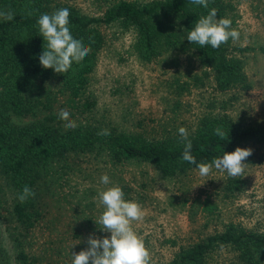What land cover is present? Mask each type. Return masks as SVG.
I'll return each mask as SVG.
<instances>
[{"label": "rangeland", "instance_id": "obj_1", "mask_svg": "<svg viewBox=\"0 0 264 264\" xmlns=\"http://www.w3.org/2000/svg\"><path fill=\"white\" fill-rule=\"evenodd\" d=\"M59 1L88 16H101L108 7L106 0ZM230 11L227 19L240 36L230 39L229 53L244 60L251 82L247 90L217 91L214 73L200 64L194 51L165 48L153 60L141 58L134 46L137 31L115 23L102 26L105 43L86 88L95 102L91 110L73 115L66 96L52 86L53 112L37 109L13 118L27 124L67 109L76 125L89 122L102 130L139 133L148 139L178 137L180 127L192 133L207 115L227 114L243 125L264 124V0H231ZM240 148H251L253 154L244 161L245 176L236 178L214 167L208 176L195 167L167 177L150 162L114 163L102 147L54 158L40 166L35 197L39 217L30 230L13 213L16 192L0 168V264H20L19 243L37 264H71V254L86 250L90 236L110 237L95 222L104 209L94 197L114 185L126 200L142 206L143 219L132 222V227L149 250L152 264L167 263L233 222L262 232L264 143ZM104 174L110 180L107 185L101 183ZM235 261V252L221 247L208 264Z\"/></svg>", "mask_w": 264, "mask_h": 264}, {"label": "trees", "instance_id": "obj_2", "mask_svg": "<svg viewBox=\"0 0 264 264\" xmlns=\"http://www.w3.org/2000/svg\"><path fill=\"white\" fill-rule=\"evenodd\" d=\"M106 1L108 7L101 16H88L77 6L59 0H0V12L14 14L11 21L0 17V168L10 177L16 192L13 213L26 230L34 227L39 217L35 197L40 166L70 152L102 147L114 163L150 162L167 177L195 168L182 159L185 142L180 136L148 139L144 134L116 130L102 135V129L89 122L66 128L54 113L27 124H19L13 118L37 113V109L53 112L52 86H58L59 92L66 96L67 108L73 115L93 108L95 102L86 95V88L105 43L103 25L119 23L126 29H135V49L146 60L161 55L165 48L194 51L200 64L214 73L217 91L251 87L243 58L229 53L230 39L216 49L210 45L200 48L187 40L196 21L211 9L217 10V19L228 18L232 13L231 0H208L207 8L190 0ZM62 8L70 11L73 37L82 39L90 52L79 63L73 62L67 73L57 74L39 63L46 41L40 36L37 20L41 14H52ZM217 129L225 133L223 139L216 134ZM189 139L193 144L191 154L197 162L211 163L224 152H233L246 143L263 144L264 124L243 125L227 114L207 115L189 133ZM24 186L32 189L35 197L21 203L18 196ZM221 247L235 252L234 264H264V231L246 229L234 222L221 233L182 249L165 264H208L211 254ZM17 258L20 264H37L20 243Z\"/></svg>", "mask_w": 264, "mask_h": 264}, {"label": "clouds", "instance_id": "obj_3", "mask_svg": "<svg viewBox=\"0 0 264 264\" xmlns=\"http://www.w3.org/2000/svg\"><path fill=\"white\" fill-rule=\"evenodd\" d=\"M190 3L208 7V0H190ZM0 17L7 21L14 19V14L0 12ZM70 11L67 8L58 9L52 14H41L37 20L40 36L46 41V47L39 55V63L44 69H53L57 74H64L72 67L73 62L79 63L90 52V47L82 39L74 38L70 28ZM231 20L217 19V10L211 9L206 16H201L195 27L189 32L187 40L198 44L200 48L210 45L219 48L229 39H239V32L231 28ZM58 118L66 121V128H75V121L70 119V112L61 109ZM181 139L185 142L182 159L194 165L201 176H208L213 167L221 172H226L231 178L244 177L247 163L244 161L253 154L251 148L237 147L233 152H224L222 157L215 158L211 163H198L191 154L193 147L189 133L184 127L178 129ZM102 135H110L108 130H102ZM216 134L223 139L225 133L220 129ZM101 183H110L107 174L101 177ZM35 192L24 186L18 196L21 203L29 198H34ZM94 199L98 206H103V212L95 221L101 225L100 229L110 233V237L94 238L87 240L88 248L79 253H72L71 264H152L149 250L143 239L133 230L132 222L141 221L144 216L142 206L132 200H126L123 190L114 185L106 190L99 191ZM80 242V241H79ZM78 242V243H79Z\"/></svg>", "mask_w": 264, "mask_h": 264}]
</instances>
